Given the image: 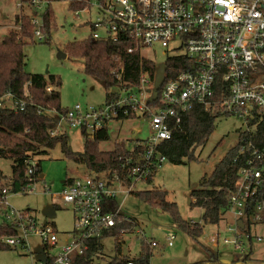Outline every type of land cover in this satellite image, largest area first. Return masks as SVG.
I'll return each mask as SVG.
<instances>
[{
    "label": "built area",
    "instance_id": "2783aa9c",
    "mask_svg": "<svg viewBox=\"0 0 264 264\" xmlns=\"http://www.w3.org/2000/svg\"><path fill=\"white\" fill-rule=\"evenodd\" d=\"M31 2L40 6L46 0ZM86 3L84 9L96 8L100 14L91 22L94 38L125 40L129 53L142 54L161 46L171 52L167 59L180 57L187 62L177 72V66L166 67V78L152 98V90L148 88L150 73L142 71L138 85L127 88L120 83L121 90L111 92L113 97L102 106L77 104L57 117L58 128L52 134L64 132L68 127L91 138L111 121L131 115L149 124L148 137L135 140V146L129 148L130 155L121 158L120 172L88 170L86 177L66 181L62 198L74 214L72 230L62 235L53 223L39 224L28 211H13L8 205L12 192H36L42 179L38 155L25 160L27 181L18 191L0 187V204L7 207L5 213L10 212V221L17 223L19 231L4 241L14 248H29L27 237L35 234L43 242L45 256L33 264H74L75 256L89 252L93 243L102 245V240L116 226L131 221L130 217L121 216L120 206L111 210L110 202L120 194L135 192L138 182L154 178L169 161L160 151L161 144L173 137L183 116L196 106L225 116L239 115L246 123L254 113H264V0H86ZM32 21L34 35L44 39L43 22L37 17ZM115 72L121 79L124 67L120 61ZM47 90L52 91V87ZM25 107L26 101L15 99L11 93L0 98V109L19 111ZM134 133L139 134L140 129ZM243 141L236 159L241 161L237 185L228 199V212L237 219L233 229L236 235L232 240L225 239V243H232L237 249H242L245 243L247 246L254 241L264 243V146L246 138ZM259 227L262 234L257 232ZM129 232L127 229L124 235ZM138 232L142 243L153 248L159 245L143 229ZM167 239L171 246L174 235Z\"/></svg>",
    "mask_w": 264,
    "mask_h": 264
},
{
    "label": "rangeland",
    "instance_id": "374dc122",
    "mask_svg": "<svg viewBox=\"0 0 264 264\" xmlns=\"http://www.w3.org/2000/svg\"><path fill=\"white\" fill-rule=\"evenodd\" d=\"M31 1L0 0V42L12 30L19 28L16 24L18 14H29L44 23L47 2L38 6ZM70 4V1L52 4L56 27L51 29L47 38L43 32L44 39L35 36V42L25 46L26 70L30 73L60 76L63 82L60 89L61 103L64 108L77 104L99 107L106 101L107 89L99 80L85 73L83 59L68 55L62 58L60 53L65 52L68 42L84 40L92 35L91 22L97 20L100 14L96 8L71 10ZM170 53L161 46L142 51L143 57L155 63L153 77L148 76L151 79L148 86L152 90L150 98L156 95L166 78V61ZM120 90L119 86L110 89L111 92ZM53 115L59 117L56 113ZM137 129H140L139 134L134 133ZM108 130L110 139L99 144L102 150H113L115 144L121 141H126L127 147L132 148L135 140L148 137L149 124L141 118L117 119L108 124ZM247 130L248 125L243 117L220 115L206 145L196 149L197 160L182 165L168 161L158 170L152 182L137 183L135 192L151 189L167 191L168 200L177 203L179 214L184 220L203 224V234L199 238H193L180 228L169 212L151 207L135 193L120 194L118 200L122 213L137 221L135 229L123 237V253L131 257L139 255L142 240L138 231L143 229L149 239L159 242L157 247L151 249L153 256L150 264H264V243L254 241L250 246L245 243L242 249H237L232 243H225V239L232 240L236 235L233 229L237 219L232 212H227L218 224L205 223L203 209L191 205L192 191L200 187L204 176L213 173L223 157L238 144L240 134ZM66 131L72 150L83 152V133L68 127ZM38 159L41 161L40 175H44V178L38 182L36 192H12L8 196V205L13 211H28L39 224L53 223L60 234L64 235L74 227V214L62 198L66 181L70 178H84L89 171L85 165L67 158L60 144L38 155ZM12 165V160L0 158V178L3 184L10 183ZM10 220V212L0 215V222ZM257 232L262 234V228H257ZM170 235H174L171 246L167 239ZM27 243L29 248L0 250V264H33L44 258L43 242L39 236L29 234ZM102 245L103 251L95 257L94 264H106L117 254L114 236L105 237Z\"/></svg>",
    "mask_w": 264,
    "mask_h": 264
},
{
    "label": "trees",
    "instance_id": "16d2710c",
    "mask_svg": "<svg viewBox=\"0 0 264 264\" xmlns=\"http://www.w3.org/2000/svg\"><path fill=\"white\" fill-rule=\"evenodd\" d=\"M59 1H70L71 10H81L87 6L86 0H46L48 7L43 15V32L50 35L56 27V18L52 4ZM33 17L29 14L17 15L16 24L19 29L12 30L0 42V98L5 94H13L15 99L25 100L24 110L15 111L9 108L0 109V158L13 161L12 177L9 184H3L0 178V187L10 186L18 191L26 184L27 170L25 160L34 155L47 153L60 144L64 155L77 163L83 164L91 171L118 170L120 172L122 157L130 155L126 141L117 142L113 150H102L100 142L110 139L108 125L104 126L93 138L85 132V148L83 152H75L69 144L67 131L52 132L58 128L56 116L51 112L64 115L68 108L61 103L62 79L58 75L30 73L26 70L24 48L35 42ZM129 43L125 40L96 39L92 35L80 41H71L65 45L68 56L84 60V71L99 80L107 89L106 100L113 97L110 89L120 83L132 88L140 83L142 71H148L153 77L155 63L142 56L141 52L129 53ZM119 61L124 67L122 78L119 79L115 70H119ZM184 58L167 59L168 66H177L176 72L186 64ZM51 86L52 91L47 88ZM110 91V92H109ZM220 112H213L205 106H196L185 114L180 125L170 140L164 141L160 151L165 154L169 162L182 165L197 160L196 149L206 145L210 135L216 127V119ZM124 118H135L131 115ZM248 130L241 133L238 144L232 148L219 162L211 175L203 177L200 187L191 193V205L203 209L205 223L218 224L228 212L230 192L237 185V172L241 161L237 160L243 139L251 140L257 146H264V113L256 112L247 122ZM41 161L39 173L41 174ZM70 179H67V181ZM131 181L130 178H127ZM152 182V180H150ZM147 202L151 207L169 212L175 223L193 238L203 234V224L187 222L180 214L176 202H170L168 192L162 189H151L133 192ZM120 206L119 200L110 202V209L116 210ZM7 211L4 204H0V215ZM124 214L121 213V216ZM137 221H124L116 226L108 236L116 238L117 254L106 264H150L153 256V247L142 243L138 256L131 257L122 251L124 231H132ZM15 221L0 222V250L12 249L4 241V237L18 234ZM106 236V237H108ZM103 251V245L93 243L89 252L77 255L74 264H94V256L98 257ZM240 263V262H239ZM197 264V263H194ZM240 264H245L240 263Z\"/></svg>",
    "mask_w": 264,
    "mask_h": 264
},
{
    "label": "water",
    "instance_id": "95a60500",
    "mask_svg": "<svg viewBox=\"0 0 264 264\" xmlns=\"http://www.w3.org/2000/svg\"><path fill=\"white\" fill-rule=\"evenodd\" d=\"M60 56L62 58H66L67 57V54L65 52L64 53H60ZM239 223H240V226L243 227V222L241 220L239 221Z\"/></svg>",
    "mask_w": 264,
    "mask_h": 264
},
{
    "label": "crops",
    "instance_id": "0c3cea01",
    "mask_svg": "<svg viewBox=\"0 0 264 264\" xmlns=\"http://www.w3.org/2000/svg\"><path fill=\"white\" fill-rule=\"evenodd\" d=\"M17 29H19V28H17ZM40 177L43 179L44 178V175H40Z\"/></svg>",
    "mask_w": 264,
    "mask_h": 264
}]
</instances>
